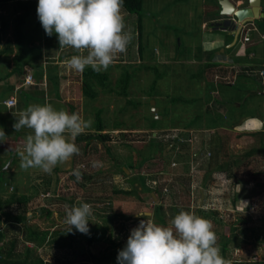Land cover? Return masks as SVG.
<instances>
[{"label":"rangeland","instance_id":"obj_1","mask_svg":"<svg viewBox=\"0 0 264 264\" xmlns=\"http://www.w3.org/2000/svg\"><path fill=\"white\" fill-rule=\"evenodd\" d=\"M215 1L141 0L142 8L139 14L130 13L123 8L125 30H130L134 39L128 45L126 53L121 54L106 70L107 85L105 87L96 85L98 93L95 98L87 97L83 93L81 73L70 70L66 62H58V71L57 69L56 71L64 75L69 74V84L72 85H67L68 89L61 92L64 101H52V106L56 110L77 112L84 119L92 118L94 122L86 133L76 137L75 143L80 149V154L74 155L69 163L63 164L64 167L62 164L57 165L50 174L40 173L39 169H34L35 173H26L30 171L20 167V155L19 152L17 153L18 158H15L13 164L16 168L19 167L20 171L15 193L29 195L30 200L16 207L14 204L10 209L28 217L24 220H7L9 224L5 226V230L10 231L9 235L18 236L16 240L19 250L31 246L35 255L46 260L45 262L71 264L75 260L74 255L78 252L76 248L73 249L72 244L69 247H59L54 243L56 246H53L50 239L42 243L45 232H48L47 237L56 235L57 232H66L64 230L66 227L68 229L64 222L66 209L80 206L82 203L90 204L92 207L90 218H95L96 226L100 231L106 229L114 235L112 237L114 241L118 239L119 242H125L130 231L142 219L153 222L151 209L154 204L159 203L160 214L164 217L165 223L161 225L156 222V224L170 226L174 213L179 214L180 211L195 213L199 209V216L212 222V230L218 238L217 244L223 237H232L227 246L225 260L264 259V187L262 185L264 151L263 147L260 148L262 139L260 142V135L251 132V129L243 131L235 125L223 124L216 129L205 128L206 125L215 126V124L211 122L212 115L203 111L205 105L203 102L209 96L204 92L209 78L201 77L204 70L201 58L204 53H200V50L209 44L212 32L208 31L209 26L207 29H201V22L212 18L217 9ZM243 1L236 0L234 4L242 5ZM37 4L38 0H13L0 7V18L8 24L7 28L0 32V47L9 45L18 54V43L21 47L20 55H16L15 52L16 58L12 59L15 65L18 63L21 66V63L26 61L25 58L30 57H36L35 60L40 61L41 58L37 56H40V52L44 50L49 53L55 48L57 54L63 52V49L65 52L69 50L59 47L55 33L51 37L45 34L36 14ZM14 25L19 30L16 35ZM139 25H141V33H138ZM137 42L141 43V59ZM262 43L263 41H259L257 48L255 47L253 60L258 64L254 65L252 62V65L248 66L251 68L255 66L251 73L258 74L261 69L259 62H262ZM9 55H2L1 58H7ZM159 56L163 59L160 60ZM190 57L196 62L193 60L190 63ZM1 58L0 74L8 68L6 58ZM70 58L71 56L67 59ZM45 59L43 62L55 61L56 58L52 55L49 60ZM124 60L132 61L128 62L132 69L127 63L123 64ZM240 68L241 66L236 67L237 70ZM220 69H223V72L218 69L219 77L216 81L223 79L231 82L233 76L225 75L226 68ZM125 71L129 72L130 77L126 88L127 94L122 95L117 92L120 89L117 79ZM263 75L264 73L260 75L262 82H264ZM244 77L249 81L240 78L234 88L221 86L219 95L221 102L226 100V119L235 115L242 116L247 113L254 115L263 112L264 100L261 101L263 89H258L262 90L261 94L257 92L248 94L243 89L250 85L244 82L251 83L253 79L248 74ZM154 79H157L155 87L151 89L150 85ZM203 81L206 83L205 86ZM171 97L174 99L173 102H170ZM130 99L133 102H130ZM151 100L154 101L152 105L156 107V111L150 109ZM237 103H240L239 107H236ZM97 108H101L100 114L105 127L101 130L105 134L102 141L97 137L94 128ZM154 114L159 115L155 125L161 128L152 130L148 127L152 123L151 117H154ZM10 120L12 121V118ZM215 120L218 124L219 119ZM190 121L194 129L183 130L171 127L178 122ZM220 124L222 122H219ZM258 124L260 126L258 129L263 131L262 120ZM2 129L6 135L11 132L9 128L2 127ZM225 130L229 133L224 132ZM255 130L257 129L253 131ZM149 135L156 138L157 149L154 151L165 153L171 148L170 151L173 153L161 158L154 155L142 166L135 165L134 168L128 169L122 166L128 161L131 163L138 161L136 151L146 146ZM217 136L219 143L223 142V145L218 146L222 155L221 161L214 164V159L220 153L216 150ZM106 148L110 151L106 152ZM171 162L174 164L171 165ZM123 167L124 171H122ZM74 169H79L82 173L79 182L72 174ZM205 170L209 172L207 174L209 181L207 177V184L201 185L200 181H203L201 178ZM138 175L142 176L144 182L155 187L158 194H155L154 198L147 191H140V185L134 180ZM200 187L207 197L201 207H196L194 203ZM132 188L137 191V195L116 192L119 189ZM189 190L194 192L193 203ZM11 193L12 190H8L9 197ZM241 201L247 203L244 210ZM142 210L149 212L140 216L143 214ZM122 212L129 216L123 217ZM132 213L134 214L131 215ZM238 218L246 220L237 223ZM259 225L262 226V231L259 230ZM79 233L72 229L64 239L65 243L69 245L71 238L78 240ZM101 242L108 243V240ZM84 264H93V262L87 259Z\"/></svg>","mask_w":264,"mask_h":264},{"label":"clouds","instance_id":"obj_2","mask_svg":"<svg viewBox=\"0 0 264 264\" xmlns=\"http://www.w3.org/2000/svg\"><path fill=\"white\" fill-rule=\"evenodd\" d=\"M123 5L124 0H38L36 14L47 36L55 33L60 48H72L78 53L66 61L70 70L82 74L90 67L99 73L126 53L134 39L133 33L125 30ZM222 16L224 20L226 16ZM93 122L77 112L56 110L51 104L29 105L13 124L15 131L32 130L19 149L20 167L50 174L57 165L69 163L80 154L76 137L86 133ZM6 140L0 128V143ZM72 174L77 182L82 179L79 169ZM241 204L244 210L247 203ZM91 216L88 203L66 209L67 232L75 228L89 234ZM212 229L210 220L188 211L175 215L170 226L142 219L130 231L126 246L118 251L117 264H230L220 255Z\"/></svg>","mask_w":264,"mask_h":264},{"label":"crops","instance_id":"obj_3","mask_svg":"<svg viewBox=\"0 0 264 264\" xmlns=\"http://www.w3.org/2000/svg\"><path fill=\"white\" fill-rule=\"evenodd\" d=\"M231 2L235 3L236 0H230ZM245 1H243L242 5L239 6H243L245 5ZM216 4V11L213 14L212 18H210L208 21L203 20L201 22V29H207L209 32H212L211 35L210 34V40H209V44L206 45L205 47H202V49L200 50V53H204L202 54L203 58H201L202 64H203V74L201 77H208L209 78V83L208 86H206L207 88H204V92L208 93L209 96L208 98L203 102V104H209V102H211L213 100V95L214 93H220V89H221V85H217L216 84V78L219 77L218 75V69L223 72V69L220 68H226L227 73L225 75H232L233 76V80L231 82H228V85H236L237 81L240 78H244L245 80L249 81V79H246L244 77V75H247V72H240V69L252 65V59L255 56V49L257 48L256 45H258L259 41H262L261 39L258 38V32H254L255 26L253 24V21L246 24L244 27H242L241 29H239V32H237V30L235 29L237 26L232 25L231 22L229 24H227L224 20H223V16L220 15V7L218 5V0L215 1ZM221 16V18L219 17ZM207 23L209 25H207ZM226 23V24H225ZM222 24V25H221ZM139 29V27H138ZM236 32V33H235ZM241 32V33H240ZM141 33V30L139 29V32ZM236 34V37H234V35ZM140 41V40H139ZM138 43V48L140 47V42ZM16 45V44H15ZM263 46V43H262ZM129 47V46H128ZM256 47V48H255ZM1 48V47H0ZM11 48V46H10ZM51 50L53 49V47L50 48ZM214 49V53H210L209 50H213ZM72 50V52H71ZM16 52V50H15ZM15 52L14 50H12L11 48V52L10 55L7 56L6 60H7V70L6 71H2L3 73L0 74V128H9L11 132H9L7 134V140L5 143H0V164L5 161V163H3V165L6 164V162L12 158L11 163L9 164L8 167H3V165L1 166V170H5V173L2 174V180L0 182V250L1 252V256H5V253L8 251L7 248L11 246V241L13 239H15L14 241V245L12 248V253H11V257H15V256H19L20 258L23 256L22 253H24V251L26 250L25 248L28 247L30 248V253H29V259H31L32 257H37L41 260L42 264H53L50 262H45L46 260L42 259L40 256L35 255L34 250L31 246H26L25 248H23V250H19L17 248V240L16 237L18 238V236H13V235H9V232L7 230H5V226H7V224H9V220H17V219H22L18 217V215L20 213H15L14 210L10 209V206L15 204L16 205H20L22 203H27L30 198L29 195H26V200L25 201H21V202H13L10 203L9 205L6 203L7 200L9 199V194H8V190H12V192L14 190L17 189V180H18V172L20 171V168H16L14 163V159L17 157L18 158V152H19V147H21L24 142L26 137L24 138V136H27L29 134H32V130L28 129V128H22L19 131H15L13 128V124L16 122V119H18L19 113L23 110H25L29 105H44V104H51L53 105L51 102L52 101H59V100H63V96L61 95V92L63 90H67L68 87L67 85H72L69 84L70 82V78H68L69 74H65L64 73H59L58 71V65L61 61L62 62H66L68 59V57L73 56L78 54L74 49L69 48V50L63 49V52L57 54L56 49H53V52H40V56H37L39 58H41V62L39 60H37L39 62V64L42 66L43 69V74H42V80L41 82H34L32 79V74L29 72L28 67L26 66L25 69L23 70V74L22 75H18V73H15L12 71L13 68H15L12 59H14L15 56ZM209 53V54H208ZM17 54V52H16ZM53 55V57H55V61H50L49 58H51V56ZM139 57L141 59L142 55H141V50H139ZM2 55H0L1 58ZM5 58H1V59H5ZM44 58H46L45 60H49V61H45L43 62ZM160 60L163 59L162 56H159ZM175 58V57H173ZM195 60L193 57H190V63H192V61ZM199 60V59H198ZM178 61V60H177ZM176 61V62H177ZM124 62L123 64H128L129 68L132 69L131 65L128 62H132V61H127L124 60L122 61ZM121 62V63H122ZM196 62V60H195ZM55 66V67H54ZM240 67L241 68L239 70L236 69V67ZM54 67V68H52ZM253 68V67H252ZM57 69V71H56ZM44 70H46V73L44 72ZM254 70V69H253ZM261 70V69H260ZM47 71L49 73H51L52 75L54 74L55 77H50L49 75H47ZM254 72H256L254 70ZM26 75H30L31 76V83H24L25 82V77ZM221 77H226V76H221ZM57 79V84H56V80ZM244 82V81H243ZM247 85L249 84L250 87H246V89H243L245 91H248L249 93H259L261 94V90H258L257 88V84L254 82V80H252L251 83L249 82H244ZM203 85L205 86L206 83L203 81ZM213 86H215V88H212ZM70 89V86H69ZM258 90V91H257ZM9 96H13L15 98L14 103L10 106H7L6 104H3L2 100L6 99ZM264 100V96L263 94L261 95V101ZM237 106H239V103H237ZM236 106V107H237ZM264 107V106H263ZM70 108L71 104H70ZM218 108H225V106H218ZM263 109V108H262ZM157 110V109H156ZM9 115L12 118V121L9 119ZM235 118H237L236 123L234 124L235 126H239V128L243 131L247 130H252L251 132H255L256 135H260V142L262 139V129H258L260 126L258 123L261 122L262 117H263V112L260 113H255L254 115H249V113L244 114L242 116L239 115H235ZM233 117V118H234ZM223 118L226 119V117L223 115ZM223 119V120H224ZM261 119V120H260ZM186 124L185 122L183 123H176L175 127L176 129H183V130H191L194 129L193 127H182V125ZM180 127V128H178ZM218 128V127H217ZM257 129L255 131H253L254 129ZM153 134V133H152ZM243 134V133H242ZM258 137V136H257ZM214 144H216L214 142ZM16 146H18L16 148ZM16 149V152L14 155H12V152ZM171 148H169V151L167 152H160L161 154H159V158L161 157H166L167 155H171V153H173L172 151H170ZM159 153V152H158ZM173 156V154H172ZM153 158V156L151 157ZM130 159L132 160V158L130 157ZM131 163V161H128ZM127 162V163H128ZM173 162H171V165ZM145 164V163H144ZM143 164V165H144ZM62 167H64V165L62 164ZM61 167V168H62ZM131 168L133 166V163H131ZM122 169V167H121ZM128 169V168H126ZM30 172H26V173H35L36 171L34 170V168H29ZM123 171H124V167H123ZM126 171V170H125ZM40 173H44V172H40ZM46 174V173H45ZM208 177V175H207ZM207 177L205 179L201 178L203 181L201 182V185L207 184ZM131 180V179H130ZM134 180H136L137 184V178H135ZM208 181H209V177H208ZM144 182V179H143ZM154 182V181H153ZM152 182V184H154ZM144 185H146L147 187H151L152 189H154L155 187H152L151 185H149L146 181L144 182ZM204 187V186H202ZM198 196L195 200L194 205H196V207H201V204L204 203L206 200V194H204L203 189L200 187L198 188ZM58 190V188H57ZM157 192V191H156ZM189 194L191 197V203L192 202V194H194V192L192 190H189ZM50 192H48L47 194L49 195ZM25 194H19V196H21L20 198L24 197ZM150 195L152 196V198H154L155 193L153 191H150ZM33 197V196H32ZM35 198V197H34ZM193 206V204H192ZM143 214L149 211L146 210H142ZM200 210L197 209L195 211V214L197 216H199ZM134 213H132L131 215H133ZM175 215H177L176 213H174V217ZM21 216V215H19ZM28 217V216H27ZM27 217H25V219H27ZM95 218H90V221L88 223V226L90 225V227H95V233L94 236H91L90 239V243H93V245H96L99 249L103 250L105 247L108 249V247L110 245H112L111 240L109 238L114 237V235H111V233L107 232L106 229H104V231H100L97 230L96 231V225L97 222H95L94 220ZM8 220V221H7ZM66 232H57L55 231L56 235L53 236H49L47 237V233L45 232V238H42V243H45V241H48L49 239L51 240V243L53 246H59V247H69L70 244H72L73 249L76 248V250H78L77 254L74 255V257L76 258L81 251H85V249L87 247L90 248L91 251H94L93 246H91V244L89 245L88 243H86V234H82L79 233L80 238L78 240L76 239H72L70 234H69V238H71V241L69 240V245L67 243H65L64 239H66L67 234L70 232H67V227L66 229H64ZM73 230H75V228H73ZM93 230V229H90ZM76 231V230H75ZM101 234V238L102 240H108L107 242H103L104 244H102V240H100L98 237L96 238V236H99ZM34 233V232H33ZM104 235L106 237H104ZM43 237V236H42ZM47 237V238H46ZM100 237V236H99ZM46 239V240H45ZM48 239V240H47ZM73 240V241H72ZM80 240V242H79ZM118 241V239H117ZM242 242V241H241ZM54 243L56 245H54ZM98 243V244H97ZM67 244V245H65ZM77 245V247H75ZM82 246H85L84 249L81 248ZM108 246V247H107ZM81 248V249H80ZM80 249V250H79ZM227 251L226 250V256H227ZM227 257H225L224 259H226ZM235 261H237V259H233ZM231 260V261H233ZM250 261V260H247ZM253 261V260H251ZM259 261V260H257ZM260 261H264L260 260ZM74 262V261H73ZM108 262V261H107ZM109 263V262H108ZM106 263V264H108ZM111 264V263H109Z\"/></svg>","mask_w":264,"mask_h":264},{"label":"trees","instance_id":"obj_4","mask_svg":"<svg viewBox=\"0 0 264 264\" xmlns=\"http://www.w3.org/2000/svg\"><path fill=\"white\" fill-rule=\"evenodd\" d=\"M11 1H13V0H0V7L7 5ZM260 7H261V11L263 12V19L261 21L253 20V24L255 26L254 32L264 33V0H260ZM123 8L130 13H138L139 14L141 11V8H142V2H141V0H124ZM12 14H14V11L12 12ZM7 25L8 24L6 23V21L0 18V32L5 30L7 28ZM138 27L141 30V25H139ZM14 28H15V35H16V33H18L19 30L15 25H14ZM258 38L262 39V41H263V52H261L263 54L262 55V62H259V66H261V69H263V71H264V37H261L258 34ZM18 45H19V54L18 53L17 54L19 56L21 47H20L19 43H18ZM139 50H141V43H140ZM10 52H11V48L9 45H5V46H2L0 48V55L10 54ZM209 52L213 54L214 49L209 50ZM16 55L14 56V58H16ZM25 59H26V61L21 63L22 64L21 66L18 63H17V65L14 64L15 68H13L12 71L15 73H18V75H22L23 70L27 66L29 72L32 74L31 75L33 78L32 80L34 82H41L43 69H42V66L39 64V62L37 60H35L36 57H30V58H25ZM252 62L254 65L258 64L253 59H252ZM254 65L252 67H255ZM54 67H52V68H54ZM243 69L246 71L241 70L240 72H247L246 74H248L254 80V82L257 84V88L263 89V96H264V82L261 81L260 74L258 73L259 74L258 75L257 73H251L250 71L252 70V68L248 67V66L243 68ZM44 72L46 73V70H44ZM47 75H49L50 77H55L54 74L52 75L48 71H47ZM129 77H130L129 72L125 71L121 75V77L119 79H117V84H120V89L117 90L118 93H120L122 95L127 94L126 88H127V83L129 81ZM263 77H264V75H263ZM54 79L56 80V84H57V82H58L57 79L56 78H54ZM107 79H108L107 71H101V72L97 73V72L93 71L90 67H86V69L82 73V91L85 94V96L90 97V98H95V96L98 93V90L96 89V85L97 86L102 85L103 87H105L107 85ZM156 80L157 79H154L152 81V83L150 85L151 89H153L155 87ZM215 82L219 86L223 85L227 88H234L235 87L233 84L228 85L227 83L229 81H224L223 79L221 81L217 80ZM212 88H215V86H213ZM246 92L249 94L248 91H246ZM213 96H214L213 100L211 102H209V104L204 105L203 111H206L207 113H210L212 115L211 122L214 123L215 126L214 125L213 126L206 125L205 128H215L216 129L217 127H221L223 124H226L227 126H233L236 123L237 118L231 117V118H227V119L223 120L222 119L223 115L225 117H227L225 115V108H223V109L218 108V106L219 107L222 105L225 106L226 100L221 102V100H220L221 97H220L218 92L214 93ZM129 101L133 102V100H131V99ZM173 101H174V99H173V97H171L170 102H173ZM185 101H187V100H185ZM70 104L71 103H69V106H70ZM239 106H240V103H239ZM239 106H237V107H239ZM100 113H101V108H97L95 111L94 128H95L97 137H99V139H101V141H102V138L105 137V134H103L101 132V130L104 129L105 127H104V124L102 122V117H101ZM151 119H152L151 120L152 123L149 125V127H148L149 129L153 130V129L161 128L160 126L155 125L158 118L156 119L154 117H151ZM215 119H219V122L220 123L222 122V124L219 125V122L217 124L216 123L217 120H215ZM192 124H193L192 121L186 122V124L182 125V127H184V128L185 127H193V126H191ZM175 125H176V123L171 127H175ZM262 128H263V136H262V144H260V148L263 147L262 150L264 151V107H263V117H262ZM224 132L229 133L228 130H225ZM217 138H218V143H217L216 150H218L220 153L214 159V161H213L214 164L221 161V155H222L221 148L218 146L223 145V142L219 143V137L217 136ZM214 146H216V145L214 144ZM155 149H157L156 138L149 135L148 142L146 143V146L144 148H142L141 150L136 151L138 161H136V163H133V166H135V165L142 166L145 162L150 161L152 156L161 154V153H157V151H154ZM257 149H259V147ZM109 151H110V149L106 148V152H109ZM3 163H5V161H3L0 164V168L3 165ZM122 166H125V168H129L131 166V163L128 162V163H126V165L124 164ZM3 173H5V170L0 169V182L2 180V174ZM208 173L209 172H207V171L204 172L202 175V178L205 179L207 177ZM136 178H137L138 184L140 185V191H143V192L147 191L149 194H150V191H153L156 195L158 194L156 192L157 190H155V188L152 189L151 187L149 188L146 185H144L142 176L138 175V176H136ZM262 185L264 187V178H263ZM15 192H16V190H14L10 194L9 199L6 202L8 205L10 203H13V202H17V201L21 202V201L26 200L25 196L20 198L21 196L16 195ZM116 192L133 193V194L137 195V191L133 188L127 189V190L119 189V190H116ZM160 210H161V208H160L159 203H156L152 206V209H151L152 212L151 213L154 217V219L152 221L155 223L158 222L159 224L163 225L165 222H164V217L160 214ZM121 214L123 217L129 216L124 212H122ZM140 216H144V214H141ZM18 217L25 219L24 216L18 215ZM245 220L246 219H243V218L239 219V221L237 220V223H241ZM233 226H234V223L232 224V226H230L231 229ZM88 227H89V234L86 235L87 236L86 237V243H88L89 245L91 244V246H93V248H94V251H91L90 248L87 247L85 249V251L80 252V254L75 258L74 262L71 264H84L85 261H87V259H91V262H93V264H106L108 262L111 264H117L116 258L118 255V251L123 249L126 246L127 241L119 242V241H114V239H112V238H109L111 240L112 245H110L109 247L107 246L108 249L105 247L103 250H101L96 245H93V243H90L91 242L90 239H93V238H91V236H94L93 233H95V227H90V225ZM90 229H93V230H90ZM97 230H100L98 226H96V231ZM259 230L262 231L261 225H259ZM101 231H103V230H101ZM99 236H96V238L98 237L99 239H102L101 234ZM231 238L232 237H223V239L221 241H219V243H218V246L220 248V255L223 258L226 257L227 246H228L229 242L231 241ZM14 241H15V239H13L10 242L11 246L7 248L8 251L5 253V256H3V257L1 256L2 251L0 250V264H42L41 260L37 257H32L31 259H29L30 258L29 257L30 248H28V247L25 248L26 250L24 251V253H22L23 256L21 258H19V256L11 257V253H12L11 250L13 248ZM230 264H264V261H254V260L253 261H251V260L250 261H247V260L246 261H235V260H233V261H230Z\"/></svg>","mask_w":264,"mask_h":264},{"label":"water","instance_id":"obj_5","mask_svg":"<svg viewBox=\"0 0 264 264\" xmlns=\"http://www.w3.org/2000/svg\"><path fill=\"white\" fill-rule=\"evenodd\" d=\"M218 5L220 7V15L226 16L224 18L227 22H232L233 25L237 26L235 29L239 32V29L245 23H249L253 20L261 21L263 19V12L261 11L260 7V0H246L245 5L237 6L230 0H218ZM236 33V32H235ZM236 37V34L234 35ZM154 103L151 100L150 109L156 111V107L152 104ZM154 117L159 118V115L154 114ZM18 146H16L17 148ZM16 149L12 152L14 155ZM12 158H10L3 167H8L11 163Z\"/></svg>","mask_w":264,"mask_h":264},{"label":"built area","instance_id":"obj_6","mask_svg":"<svg viewBox=\"0 0 264 264\" xmlns=\"http://www.w3.org/2000/svg\"><path fill=\"white\" fill-rule=\"evenodd\" d=\"M260 36L264 37V33H260ZM259 73L263 74L264 73L263 69H261L259 71ZM24 83H31V76L30 75H26ZM14 100H15V98L13 96H9L6 99H3L2 102H3V104H6L7 106H10V105H12L14 103Z\"/></svg>","mask_w":264,"mask_h":264},{"label":"flooded vegetation","instance_id":"obj_7","mask_svg":"<svg viewBox=\"0 0 264 264\" xmlns=\"http://www.w3.org/2000/svg\"><path fill=\"white\" fill-rule=\"evenodd\" d=\"M226 23H227V22H226ZM226 23H225V24H226ZM227 24H229V23H227Z\"/></svg>","mask_w":264,"mask_h":264}]
</instances>
